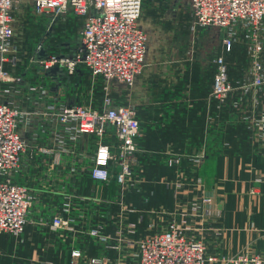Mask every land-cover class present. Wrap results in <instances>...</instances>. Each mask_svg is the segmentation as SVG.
I'll return each instance as SVG.
<instances>
[{
    "label": "crops",
    "instance_id": "crops-1",
    "mask_svg": "<svg viewBox=\"0 0 264 264\" xmlns=\"http://www.w3.org/2000/svg\"><path fill=\"white\" fill-rule=\"evenodd\" d=\"M140 27L147 34L144 70L133 87L114 82L111 91L113 105L135 107L141 122L133 175L125 185L114 177L108 183L93 180L96 143L57 119L61 105L77 104V73L63 83L60 63L47 72L21 47L9 55L14 81L1 86L0 95L23 111L20 129L27 145L14 178L29 185L36 200L19 236L0 233V264H71L73 248L83 251L85 261L101 257L103 264H131L126 241L163 230L173 219L204 233L218 257L264 254V145L242 125L226 127L209 98L220 40L201 35L197 49L181 53L170 24L154 29V40ZM210 42L211 54L203 47ZM102 98L84 101L103 106ZM197 154L199 162L193 160ZM117 170L113 165V175ZM206 192L214 212L203 207L193 215L192 203ZM56 214L69 219L73 230H55L50 219ZM129 224L136 226L134 233H128ZM91 229L100 235L93 237Z\"/></svg>",
    "mask_w": 264,
    "mask_h": 264
},
{
    "label": "built area",
    "instance_id": "built-area-1",
    "mask_svg": "<svg viewBox=\"0 0 264 264\" xmlns=\"http://www.w3.org/2000/svg\"><path fill=\"white\" fill-rule=\"evenodd\" d=\"M19 1L0 0V84L14 81L5 65L13 51L14 9ZM183 1L188 3L192 23L216 31L225 52L246 43L247 65H229L228 53L216 56L209 98L218 106L221 119L233 117L237 126L242 125L250 137L264 145V0ZM31 2L37 11L51 12L55 17L69 11L86 16L73 56L68 60L51 56L42 63L47 70L64 63L70 74L82 67L105 81L108 91L104 108L64 105L56 111L57 119L96 143L90 167L93 180L108 183L114 177L117 184L125 185L133 175L132 163L141 122L135 107L113 105L110 92L114 82L133 87L144 70L147 34L139 25L144 0ZM22 114L18 106L0 97V233L14 236H19L30 222L36 198L31 187L14 178L26 147L20 129ZM210 119V126L214 127L213 117ZM200 158L201 155H196L193 160L198 162ZM113 165L118 168L115 175ZM212 205L210 195L199 197L191 205L192 214L203 206L206 213H211ZM50 221L55 230H73L71 221L60 214ZM135 229L133 224L127 227L128 233H134ZM99 233L97 229L90 232L93 237H98ZM125 245L133 252L128 256L131 264H213L220 258L225 264H264V254L258 251L217 257L209 251L204 236L186 220L173 219L163 230L127 240ZM84 259L81 249H72L71 264H103L101 257Z\"/></svg>",
    "mask_w": 264,
    "mask_h": 264
},
{
    "label": "rangeland",
    "instance_id": "rangeland-1",
    "mask_svg": "<svg viewBox=\"0 0 264 264\" xmlns=\"http://www.w3.org/2000/svg\"><path fill=\"white\" fill-rule=\"evenodd\" d=\"M14 14L16 17V30H15L14 44L12 47L14 51H16L15 50L16 48L21 47L19 50L22 49L23 52L26 51L31 54H34L36 56L35 58L39 60L38 64L40 66H43L42 62L46 61L51 56H56L58 58L60 57L63 60L66 59L68 60L73 56L76 46H78L80 40V33L86 21V16L77 15L69 11L65 13L63 16L60 15L55 17L51 12L37 11L35 7L32 5L31 0H20L17 3L16 8L14 9ZM167 17L170 18L171 21ZM162 19H167V20L161 22L160 20ZM176 22L178 23V25H176ZM169 24L171 25L172 28H174V30H177L174 33V36L171 37L173 41L177 42V46L179 45L178 48H179V52L181 53L184 51L190 53L191 52L190 49L192 47L194 49H197L198 45L201 44L202 42V40L200 39L201 35H207L211 39H215V38L219 39L218 33L216 31L206 28H199L196 27L194 23H192L191 11L186 1L184 2L183 0H144L142 14L139 19V25L144 27L145 30L148 33H150L152 40H154L152 36L154 29L155 30L163 29L164 25L168 26ZM194 36L195 38H193ZM242 43H245V41H243ZM170 44H171L170 46L176 45V43L171 42V40H170ZM213 46L214 43L211 42L204 44L203 45L204 51L206 53L207 51H209V54H211L214 49ZM245 48H246V43L241 44L240 46H238V48L234 47L230 52H225V49L222 47V44H220L219 50L217 51V53L213 55L214 57L213 59H215L216 56L220 53H228L226 57L229 55L231 56L228 62L229 65H236L237 63L238 64L243 63V65H247L248 59L245 53ZM60 64H61L60 67L63 68V75L60 76L62 78L60 79L61 82L64 83L68 81L70 77L74 76L77 73V104L76 103L65 104V106L83 105L88 107L104 108L105 95L108 91L106 89L107 86L105 81L100 77L93 76L92 74H90L88 69L82 67H78L75 73L70 74L67 71L66 64L64 63H60ZM6 67L7 65H5V68ZM43 69L47 72H51L53 68L48 70L45 68ZM17 79L18 80L16 83L20 84L21 79L20 78ZM7 83L8 82L1 83L0 88L3 85L5 86L8 85ZM18 88L19 87H16V89ZM30 88H31L30 90L32 91H37V89L40 88V86L39 87L31 86ZM97 94L98 95L102 94L103 106L91 105L88 104L86 101H84V98L89 99L90 97L97 96ZM23 121H25L24 117L21 118L20 127L22 126ZM224 123L226 127L231 125L233 127L237 126L236 123H234L233 121V117L227 118ZM23 139L25 141L24 136ZM204 195H210V194L206 192L200 197ZM212 202H213V198H212ZM203 207L206 212V207L205 206ZM203 207L194 211L193 212L195 213L194 215L199 213ZM212 212H214L213 205H212ZM201 235L204 236V233H201ZM220 235L221 232L219 231V235H217V237ZM216 256L218 257L217 254ZM234 256L236 255H233L231 257Z\"/></svg>",
    "mask_w": 264,
    "mask_h": 264
}]
</instances>
